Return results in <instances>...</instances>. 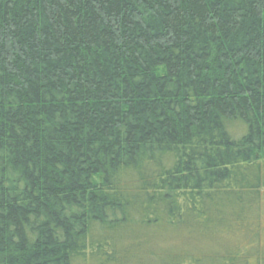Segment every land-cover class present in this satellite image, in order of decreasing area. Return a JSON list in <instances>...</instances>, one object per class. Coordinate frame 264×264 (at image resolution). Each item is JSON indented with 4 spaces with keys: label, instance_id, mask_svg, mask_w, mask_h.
I'll return each mask as SVG.
<instances>
[{
    "label": "trees",
    "instance_id": "trees-1",
    "mask_svg": "<svg viewBox=\"0 0 264 264\" xmlns=\"http://www.w3.org/2000/svg\"><path fill=\"white\" fill-rule=\"evenodd\" d=\"M160 229L159 264H264V0H0V264Z\"/></svg>",
    "mask_w": 264,
    "mask_h": 264
},
{
    "label": "rangeland",
    "instance_id": "rangeland-1",
    "mask_svg": "<svg viewBox=\"0 0 264 264\" xmlns=\"http://www.w3.org/2000/svg\"><path fill=\"white\" fill-rule=\"evenodd\" d=\"M167 231L170 232V230H167V229H160L158 231H154L153 234H152V239L149 240V243L147 242V245H144V246H146L145 249H143L142 252L141 251H139V252L135 251V252L132 253L133 256H134L133 259H135L137 254L141 252L140 256H142L141 258H142V260H143V262L145 264H159L161 262V260H162V254L164 253V250L167 248V245H168L167 244L168 242H166L167 239H168V235H169ZM173 244L175 245V248H173L174 252L178 251V247L183 248L185 250H188L186 248V246H184L182 244V242L180 240H178V239L174 240ZM195 244L196 245H194V243L192 241H190V243L186 242L187 247L190 248V249H195L194 247H197V246L198 247L200 246V247H203V248L207 247V244L205 242H200V243L196 242ZM149 246L155 247V251L159 255H157L155 257H151L148 254H146V252L148 251V247ZM92 258L93 257L88 255V257H86V259L78 260V261L75 262V264H93L95 262V260L92 259Z\"/></svg>",
    "mask_w": 264,
    "mask_h": 264
}]
</instances>
